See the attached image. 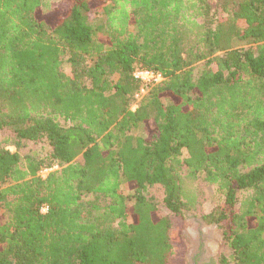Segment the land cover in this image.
Returning a JSON list of instances; mask_svg holds the SVG:
<instances>
[{"label": "trees", "instance_id": "1", "mask_svg": "<svg viewBox=\"0 0 264 264\" xmlns=\"http://www.w3.org/2000/svg\"><path fill=\"white\" fill-rule=\"evenodd\" d=\"M40 9L0 0V264H169L205 187L219 264H264V0Z\"/></svg>", "mask_w": 264, "mask_h": 264}, {"label": "rangeland", "instance_id": "2", "mask_svg": "<svg viewBox=\"0 0 264 264\" xmlns=\"http://www.w3.org/2000/svg\"><path fill=\"white\" fill-rule=\"evenodd\" d=\"M64 0H41V12L39 14L47 13L51 10H53L56 7H60L62 5ZM210 4H214L216 0H208ZM92 21L95 23H98V17L97 13H93L91 15ZM62 70L65 74H70V67L68 64H64L62 66ZM139 134L146 136V128L141 127L138 131ZM9 151L14 152L16 151V148L14 146H7L6 147ZM40 149L45 152L46 148H42L40 145H33L29 143H24L20 146V149H18V153L23 156L29 151H34V150H39ZM57 167H53L51 169H43L39 172V176L42 178H45L46 175L53 171L56 170ZM122 190L124 193H129L127 186L124 185L122 186ZM148 196H154L155 200L157 201L158 205V214L160 216H166L169 215L170 213L167 211V209L164 207L162 203V193L160 189L158 188H150L147 191ZM203 198L204 202L202 204L201 209L194 213V214H189L186 215L183 219L180 218H175L174 217V222H175V232L173 236V242L176 248L175 255L173 258L170 260L169 264H187V258L186 256L190 253V243L195 239L197 235H208V232L211 235V238H209V247L211 249V253L217 258L221 254V233L217 229L216 226H207L201 219L203 215L208 213L214 203H215V197H214V192L212 188L210 187H205L203 189ZM3 211L0 208V216L2 215ZM130 221V218L128 219ZM224 254L228 255L229 251L224 250ZM219 263V262H218Z\"/></svg>", "mask_w": 264, "mask_h": 264}, {"label": "flooded vegetation", "instance_id": "3", "mask_svg": "<svg viewBox=\"0 0 264 264\" xmlns=\"http://www.w3.org/2000/svg\"><path fill=\"white\" fill-rule=\"evenodd\" d=\"M210 233L208 235H197L190 243V253L186 256L187 264H219L217 258L211 253L208 245Z\"/></svg>", "mask_w": 264, "mask_h": 264}, {"label": "built area", "instance_id": "4", "mask_svg": "<svg viewBox=\"0 0 264 264\" xmlns=\"http://www.w3.org/2000/svg\"><path fill=\"white\" fill-rule=\"evenodd\" d=\"M133 77L140 83V88L135 95V103L132 105L131 110H134L136 108L137 103L151 87L161 83L164 80L162 75L159 73L141 69L135 70L133 73ZM40 212L42 214L46 213L47 206L42 205L40 208Z\"/></svg>", "mask_w": 264, "mask_h": 264}]
</instances>
